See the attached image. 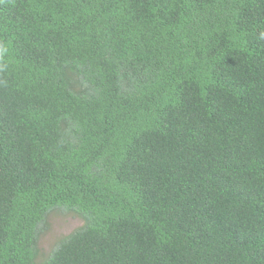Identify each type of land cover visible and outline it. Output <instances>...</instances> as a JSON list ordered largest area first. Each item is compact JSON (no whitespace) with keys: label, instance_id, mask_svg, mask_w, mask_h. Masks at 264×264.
Returning <instances> with one entry per match:
<instances>
[{"label":"trees","instance_id":"obj_1","mask_svg":"<svg viewBox=\"0 0 264 264\" xmlns=\"http://www.w3.org/2000/svg\"><path fill=\"white\" fill-rule=\"evenodd\" d=\"M0 264H264V0H0Z\"/></svg>","mask_w":264,"mask_h":264},{"label":"rangeland","instance_id":"obj_2","mask_svg":"<svg viewBox=\"0 0 264 264\" xmlns=\"http://www.w3.org/2000/svg\"><path fill=\"white\" fill-rule=\"evenodd\" d=\"M81 223V219L72 213H53L50 217L49 230L40 240V249L42 254L47 253L58 239L71 233L74 229L79 227Z\"/></svg>","mask_w":264,"mask_h":264}]
</instances>
